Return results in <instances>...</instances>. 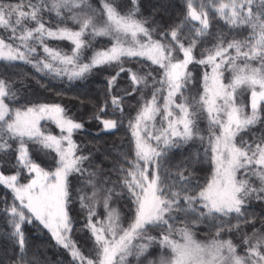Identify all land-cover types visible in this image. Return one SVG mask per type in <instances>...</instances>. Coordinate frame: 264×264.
Here are the masks:
<instances>
[{"label":"snow or ice","instance_id":"1","mask_svg":"<svg viewBox=\"0 0 264 264\" xmlns=\"http://www.w3.org/2000/svg\"><path fill=\"white\" fill-rule=\"evenodd\" d=\"M0 264H264V0H0Z\"/></svg>","mask_w":264,"mask_h":264},{"label":"trees","instance_id":"2","mask_svg":"<svg viewBox=\"0 0 264 264\" xmlns=\"http://www.w3.org/2000/svg\"><path fill=\"white\" fill-rule=\"evenodd\" d=\"M66 102H68V101L66 100ZM47 255H48L52 260L57 259V253L55 252V250L48 249V250H47Z\"/></svg>","mask_w":264,"mask_h":264}]
</instances>
